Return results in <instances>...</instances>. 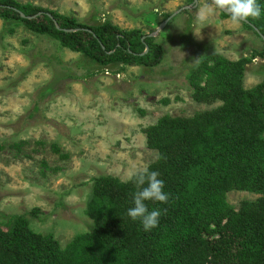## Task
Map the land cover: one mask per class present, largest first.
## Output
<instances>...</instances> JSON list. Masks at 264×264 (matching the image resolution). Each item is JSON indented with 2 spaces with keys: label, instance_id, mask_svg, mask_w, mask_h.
I'll return each mask as SVG.
<instances>
[{
  "label": "rangeland",
  "instance_id": "rangeland-1",
  "mask_svg": "<svg viewBox=\"0 0 264 264\" xmlns=\"http://www.w3.org/2000/svg\"><path fill=\"white\" fill-rule=\"evenodd\" d=\"M15 1L87 27L138 31L154 40L151 59L159 60L158 48L162 55L153 66L130 58L103 64L20 18L0 16V232L23 218L63 248L91 233L96 180L126 182L157 160L146 127L221 105L198 101L191 83L213 54L247 60L245 89L264 80V40L248 23L235 24L219 10L197 20V4L211 0ZM259 197L234 189L227 202L239 210L242 201Z\"/></svg>",
  "mask_w": 264,
  "mask_h": 264
},
{
  "label": "trees",
  "instance_id": "trees-1",
  "mask_svg": "<svg viewBox=\"0 0 264 264\" xmlns=\"http://www.w3.org/2000/svg\"><path fill=\"white\" fill-rule=\"evenodd\" d=\"M258 3L262 14L248 25L264 36V0ZM0 16L20 18L30 30L103 64L130 58L153 66L161 59L159 48V60L151 59L152 37L111 23L87 27L15 0L0 3ZM246 62L213 54L191 83L198 101L221 105L193 117L168 115L144 129L159 154L148 170L160 173L169 195L167 203L145 202L161 212L156 228L145 232L127 216L137 190L132 182L101 176L88 209L91 233L63 248L22 218L0 232V264H264V80L245 89ZM234 189L260 197L236 210L227 202Z\"/></svg>",
  "mask_w": 264,
  "mask_h": 264
},
{
  "label": "clouds",
  "instance_id": "clouds-1",
  "mask_svg": "<svg viewBox=\"0 0 264 264\" xmlns=\"http://www.w3.org/2000/svg\"><path fill=\"white\" fill-rule=\"evenodd\" d=\"M197 5L198 21L206 20L213 10L226 12L235 24L247 21L249 18H259L262 14L258 0H211V4L207 7L201 8L199 4ZM126 182H132L137 189L132 195V206L127 209V216L134 222L139 221L143 230L149 232L158 226L161 212L149 211L145 202H168L169 195L164 190L165 181L160 178L158 171L143 168L130 173Z\"/></svg>",
  "mask_w": 264,
  "mask_h": 264
},
{
  "label": "water",
  "instance_id": "water-1",
  "mask_svg": "<svg viewBox=\"0 0 264 264\" xmlns=\"http://www.w3.org/2000/svg\"><path fill=\"white\" fill-rule=\"evenodd\" d=\"M22 16L24 17L25 15L24 14H22ZM171 19V17H169L162 25H161V27L163 28L164 26H166V24L168 23V21ZM244 22H246V23H248V24H250V22L247 20V21H244ZM257 30V32H259L258 31V29H256ZM261 37L263 38V40H264V36L263 35H261ZM148 50H149V48H147L146 49V51L144 52V54L145 53H147L148 52ZM143 54V55H144Z\"/></svg>",
  "mask_w": 264,
  "mask_h": 264
}]
</instances>
